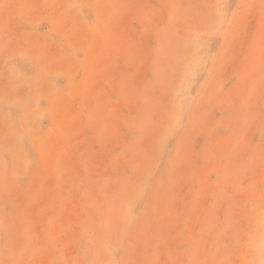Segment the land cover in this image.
I'll return each instance as SVG.
<instances>
[{"label": "rangeland", "instance_id": "rangeland-1", "mask_svg": "<svg viewBox=\"0 0 264 264\" xmlns=\"http://www.w3.org/2000/svg\"><path fill=\"white\" fill-rule=\"evenodd\" d=\"M0 264H264V0H0Z\"/></svg>", "mask_w": 264, "mask_h": 264}]
</instances>
